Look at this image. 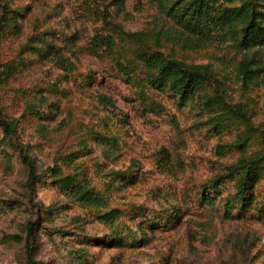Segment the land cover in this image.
<instances>
[{
  "label": "rangeland",
  "instance_id": "374dc122",
  "mask_svg": "<svg viewBox=\"0 0 264 264\" xmlns=\"http://www.w3.org/2000/svg\"><path fill=\"white\" fill-rule=\"evenodd\" d=\"M171 1L0 0V264H264V65L239 68L264 46L193 35ZM152 50L206 65L196 89L152 85ZM20 150L102 202L29 190Z\"/></svg>",
  "mask_w": 264,
  "mask_h": 264
},
{
  "label": "trees",
  "instance_id": "16d2710c",
  "mask_svg": "<svg viewBox=\"0 0 264 264\" xmlns=\"http://www.w3.org/2000/svg\"><path fill=\"white\" fill-rule=\"evenodd\" d=\"M172 0L167 7V12L172 20L188 29L193 35L203 37L205 35L219 34L230 35L241 49L248 51L252 46L261 44L264 46V23L260 4L262 0ZM1 21V18H0ZM239 30V37L236 33ZM196 36V37H197ZM256 50L251 56H243L239 65L242 72H253L249 66L254 59H259L264 65V57L257 58ZM145 66L150 70V83L159 88H168L174 94L184 98L187 93L196 89L198 77L205 73L206 65L187 64L183 61L168 57L158 50L141 51L138 53ZM262 58V60L260 59ZM0 124L6 133L13 129V122L0 117ZM20 157L27 166L26 184L29 190H33L35 183L45 175L57 184L59 189L68 193L81 202L91 201L97 205L102 202L101 194L69 173H60L56 165H47L44 171H36V158L27 151L20 150ZM44 173V175H43ZM33 221H28L26 230L32 232ZM119 239V238H117Z\"/></svg>",
  "mask_w": 264,
  "mask_h": 264
}]
</instances>
